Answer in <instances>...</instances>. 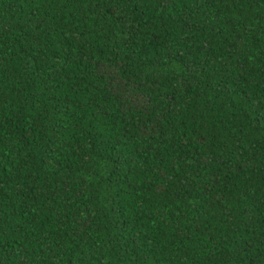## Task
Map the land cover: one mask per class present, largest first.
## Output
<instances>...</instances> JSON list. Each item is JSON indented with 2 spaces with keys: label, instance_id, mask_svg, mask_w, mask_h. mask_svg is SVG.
Masks as SVG:
<instances>
[{
  "label": "trees",
  "instance_id": "1",
  "mask_svg": "<svg viewBox=\"0 0 264 264\" xmlns=\"http://www.w3.org/2000/svg\"><path fill=\"white\" fill-rule=\"evenodd\" d=\"M0 264H264V0H0Z\"/></svg>",
  "mask_w": 264,
  "mask_h": 264
}]
</instances>
